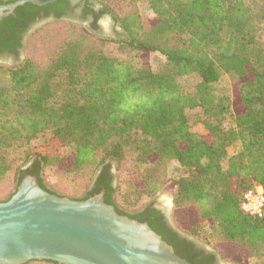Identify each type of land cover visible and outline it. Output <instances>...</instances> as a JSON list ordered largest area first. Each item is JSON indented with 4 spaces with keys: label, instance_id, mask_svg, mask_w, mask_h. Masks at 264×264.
<instances>
[{
    "label": "trees",
    "instance_id": "1",
    "mask_svg": "<svg viewBox=\"0 0 264 264\" xmlns=\"http://www.w3.org/2000/svg\"><path fill=\"white\" fill-rule=\"evenodd\" d=\"M114 1H99L92 26L63 24L38 57L0 64V180L12 174L16 188L33 159L39 171L61 166L46 152L66 147V176L90 185L112 165L137 181L126 180L123 193L134 204L156 194L176 162L184 174L172 202L195 212L189 232L217 252L225 244L264 264V219L239 208L244 191L264 189V0ZM141 1L152 19L139 13ZM107 12L121 30L115 37L95 33ZM150 53L164 58L162 68L150 67ZM186 76L198 79L189 93L178 83ZM223 77L232 98L218 90ZM188 109H200L206 135L190 130ZM45 131L46 146L33 148ZM95 185L82 200L100 193ZM117 191L104 201L125 215Z\"/></svg>",
    "mask_w": 264,
    "mask_h": 264
},
{
    "label": "water",
    "instance_id": "2",
    "mask_svg": "<svg viewBox=\"0 0 264 264\" xmlns=\"http://www.w3.org/2000/svg\"><path fill=\"white\" fill-rule=\"evenodd\" d=\"M32 261L189 264L146 223L119 214L102 194L86 200L60 197L26 175L12 195L0 202V264Z\"/></svg>",
    "mask_w": 264,
    "mask_h": 264
},
{
    "label": "rangeland",
    "instance_id": "3",
    "mask_svg": "<svg viewBox=\"0 0 264 264\" xmlns=\"http://www.w3.org/2000/svg\"><path fill=\"white\" fill-rule=\"evenodd\" d=\"M96 9H101V5L99 4L100 0H89ZM111 4L114 5L116 1L110 0ZM136 7L139 13L146 19L150 20L153 18V13L150 10L148 4L145 1L138 2ZM125 11L128 9V6ZM66 21H51L45 24L44 29L39 31L33 37L35 42H31L29 44V40L27 41L24 49V59L31 54L32 56L38 57L41 55V51L45 48L49 43H51L52 38L57 34L65 31ZM73 24V23H71ZM78 27H87L84 24H74ZM98 25L100 30L95 31L97 35L104 37H115L117 33H121L118 24L114 21L112 15L110 13H106L99 20ZM42 28V27H41ZM146 61L150 65V67L154 70L160 69L164 66L165 60L162 56L157 53H150L146 58ZM1 65L10 67L11 63L0 62ZM197 77L194 76H186L178 79V83L185 93H189L193 91L194 84L197 81ZM218 90L223 94H228L230 97H233V88L230 87L229 81L226 77H223L221 83L218 85ZM232 110L234 111V103L232 102ZM186 114L189 119V127L190 130L194 133L200 135H206V130L204 129L201 120V112L200 109H188L186 110ZM51 137L50 132L45 131L40 133L36 139L32 142V147L36 149L44 148L43 146L47 140ZM70 149L66 147H61L57 150L50 149L46 153H49L51 156H59L62 159L61 166H49L43 168L41 170V179L43 181L44 186L53 194H56L60 197H67L71 199L82 198L85 196L87 192V188L89 187V179L88 178H76L66 176L63 172L66 165L70 161L69 153ZM113 171H115V167H112ZM184 174V170L179 167L176 162H171L168 167V181L167 183L153 196L147 197L142 196L139 198L138 202L131 204L129 201H125L123 198V193L125 192L126 180L130 181L131 184L137 185V181L131 175H118L115 171L116 176V188L117 195L115 197L116 206L123 211L130 212L131 210L143 206L150 201H156L158 206L164 208L168 215L170 216L171 221L176 227L181 228L182 230H188L195 223V212L189 208L176 209L173 204V198L176 192V179ZM14 177L12 174L5 176L0 180V202L6 201L10 195L15 190ZM210 247V246H209ZM211 248V247H210ZM213 249V248H212ZM214 250V249H213ZM215 251V250H214ZM226 264H257V259H251L246 256L244 253L238 252L236 249H231L227 245H220L218 247V252L215 251ZM31 264H49L47 262H38L32 261Z\"/></svg>",
    "mask_w": 264,
    "mask_h": 264
},
{
    "label": "flooded vegetation",
    "instance_id": "4",
    "mask_svg": "<svg viewBox=\"0 0 264 264\" xmlns=\"http://www.w3.org/2000/svg\"><path fill=\"white\" fill-rule=\"evenodd\" d=\"M44 5H38L32 0H0V62L12 65L24 60L25 45L30 36L51 21H66L73 24L92 26L95 15L101 9H96L89 0H34ZM50 1V2H49ZM21 2V3H19ZM16 4L12 9L9 7ZM98 20L96 25H98ZM36 159L29 162L23 173L36 179H41V171ZM102 168L89 185L94 189L100 183L103 200L105 195L116 188L115 171ZM29 170V171H27ZM27 172V173H26ZM24 175V176H26ZM38 183V179H36ZM47 189V188H46ZM48 190V189H47ZM89 191V190H88ZM98 194L92 195L95 196ZM77 198V200H82ZM141 223H146L174 252L176 256L189 264H226L222 258L201 238L191 234L188 230L176 227L167 211L158 206L156 201L138 207L134 212L125 214Z\"/></svg>",
    "mask_w": 264,
    "mask_h": 264
},
{
    "label": "built area",
    "instance_id": "5",
    "mask_svg": "<svg viewBox=\"0 0 264 264\" xmlns=\"http://www.w3.org/2000/svg\"><path fill=\"white\" fill-rule=\"evenodd\" d=\"M239 208L245 215L264 219V189L260 184H254L241 194Z\"/></svg>",
    "mask_w": 264,
    "mask_h": 264
}]
</instances>
